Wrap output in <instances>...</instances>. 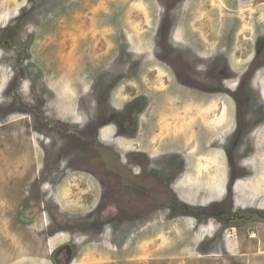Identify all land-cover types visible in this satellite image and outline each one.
I'll return each instance as SVG.
<instances>
[{"label": "rangeland", "instance_id": "rangeland-1", "mask_svg": "<svg viewBox=\"0 0 264 264\" xmlns=\"http://www.w3.org/2000/svg\"><path fill=\"white\" fill-rule=\"evenodd\" d=\"M56 249L264 264V0H0V264Z\"/></svg>", "mask_w": 264, "mask_h": 264}, {"label": "flooded vegetation", "instance_id": "flooded-vegetation-1", "mask_svg": "<svg viewBox=\"0 0 264 264\" xmlns=\"http://www.w3.org/2000/svg\"><path fill=\"white\" fill-rule=\"evenodd\" d=\"M48 225L49 224H47V226ZM42 237L45 238L44 241L46 242L50 238L54 237V231L47 227L45 229V235ZM50 240H52V239H50ZM70 253H71V250L70 251L68 250L67 253H64L63 249L54 250L52 255H51V264H70L71 261H69V259H68L69 258L68 256L70 255Z\"/></svg>", "mask_w": 264, "mask_h": 264}]
</instances>
